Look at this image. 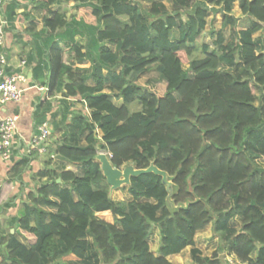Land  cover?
<instances>
[{
    "label": "trees",
    "instance_id": "obj_1",
    "mask_svg": "<svg viewBox=\"0 0 264 264\" xmlns=\"http://www.w3.org/2000/svg\"><path fill=\"white\" fill-rule=\"evenodd\" d=\"M72 1L75 15L68 19L62 8L44 24L52 38L45 53L47 92L62 91V116L53 127L60 125L64 138L54 152L75 170L38 172L47 181L27 193L8 221L14 232L0 228V264H60L64 258L87 264L98 256L100 264H174L167 257L186 247L194 264H220L218 251L242 264H264V166L257 160L264 156V0H169L170 9L147 0L146 10L136 0ZM234 2L248 26L229 44L216 32V48L204 45L202 57L192 58V44L206 26L202 3L218 5L225 26L233 24ZM75 35L85 38L83 46ZM58 37L70 40L66 48L54 41ZM153 64L161 93L136 82ZM69 99L85 103L87 112L72 109ZM134 102L140 109L131 112ZM97 149L115 168L153 164L164 171L175 187V208L152 172L130 177V200H112ZM29 157L11 175L18 177ZM10 189L8 181L0 186V202ZM236 218L239 228L231 224ZM152 225L158 255L147 241ZM207 225L222 245L202 257L195 234Z\"/></svg>",
    "mask_w": 264,
    "mask_h": 264
},
{
    "label": "crops",
    "instance_id": "obj_2",
    "mask_svg": "<svg viewBox=\"0 0 264 264\" xmlns=\"http://www.w3.org/2000/svg\"><path fill=\"white\" fill-rule=\"evenodd\" d=\"M45 2L46 0H9L3 7V12L8 19L2 47L6 61L5 71L20 77L17 86L22 90L20 101L7 102L0 106V116H17L15 132L17 150L10 160L0 162V186L8 181L11 187L7 199L3 201L4 203L9 201L10 204L4 205L3 202H0V228L4 230L7 227L10 233L14 232V229L9 228L8 221L17 217L22 204L26 201L27 193L34 192L38 185L47 181V178L38 177V172L75 170V166L60 159L54 152L55 146L60 144L64 138L62 134L64 129L59 124L57 129L53 127L54 123H58L62 116L63 107L60 104L62 91L58 89L50 94L45 91L49 74L45 53L52 38L51 31L44 24L46 18H51L52 12L62 8L66 10V17L71 18L75 15L74 2L69 0L61 5L51 4L47 9L42 4ZM68 9L71 11L67 12ZM56 39L54 41H57L63 48H66V44L70 43V40L65 37ZM74 40L81 46L85 44V38L79 35H75ZM86 83L89 86L93 85L91 80ZM69 100L72 109L80 108L87 112L85 103L75 99ZM120 104L115 105L119 106ZM54 113L57 114L53 118ZM43 122H47L50 127L48 151L54 154L53 159L47 155H40L36 150L28 152V148H26L32 136L37 133V127ZM83 143L84 136L81 138V144ZM27 156H30L28 162L24 166H20L22 171L18 177L11 175L12 167ZM127 198L130 200L131 196H127ZM17 238L25 243L18 235ZM157 247L158 245L155 251L151 250L155 255H158ZM179 254L170 255L167 259L171 262L170 259Z\"/></svg>",
    "mask_w": 264,
    "mask_h": 264
},
{
    "label": "rangeland",
    "instance_id": "obj_3",
    "mask_svg": "<svg viewBox=\"0 0 264 264\" xmlns=\"http://www.w3.org/2000/svg\"><path fill=\"white\" fill-rule=\"evenodd\" d=\"M139 4V6L143 9H149L150 7V2L147 0H136ZM160 1L162 3H164L166 5V7L168 9L171 8V3L169 0H157ZM203 5L206 6L207 8V16H206V26L205 29L203 30V32L198 35L196 37L195 42L192 44L194 46V50H193V55L192 58H199L202 57V47L204 45L207 46V50L210 51L214 48H216L215 45V38L216 32H220L224 38V44H229L232 43L235 37V33L241 29H244L245 27L248 26L249 22L247 21L246 16L242 15L240 13L239 7H238V3L234 2L232 5V10L231 12L228 14L232 20H233V24H227L225 26L222 25L223 22V13L220 11V7L214 3H202ZM193 5V4H192ZM194 6V5H193ZM193 6L192 8H190L189 10H187L186 12L181 14V18L185 19L186 15L188 13H191L193 11ZM67 7V5H66ZM69 8V7H68ZM71 11V10H70ZM69 9L67 10V12H70ZM259 32L255 33L253 35L254 38H257L259 36ZM110 47H112V45L109 44ZM68 54L65 51V59H67ZM78 64V63H77ZM79 65V64H78ZM184 68L187 67V64L183 65ZM224 68H228L227 66H225ZM233 69V68H232ZM137 84L143 86L144 88H146L149 91L152 92H157V93H161L162 89H163V82L161 80V78L158 76V74L156 73V65L153 64L149 67V69L142 75H140L138 77V79L136 80ZM107 94H109L112 102L114 104H120V99L116 98L113 93H108V91H106ZM256 96L259 98V92L256 91ZM258 98L255 100V104L258 103ZM129 110L132 111H136L140 109V105L138 102H134L128 105ZM98 136H100V133L97 132ZM98 154L99 153H104L107 155L106 151H100L99 149H97ZM108 156V155H107ZM258 162L264 166V156L259 157ZM59 162V161H58ZM127 166H131L132 165H123L120 167V169H123L124 167ZM166 187L169 185V181H166ZM169 188V187H167ZM107 189H108V195L109 197L114 200V201H127L128 198L127 196H130L127 191H126V186L125 185H121L118 186L116 188H112L111 186H109L107 184ZM172 192V191H171ZM170 192V194H171ZM169 194V195H170ZM167 205L174 209V205L172 204V201L169 199V197L167 198L166 201ZM231 224L236 227L239 228L240 227V220L239 219H234L233 222H231ZM6 231H8V228L5 227L4 231L6 233ZM150 236L148 238V245H149V249L152 251H155L156 246L158 245L159 242V233H158V228L155 225H152V228L150 230ZM6 236V235H5ZM21 240H23L25 242L24 237L19 236ZM222 245V241L220 240V238L213 233V230L211 228L210 225H207L204 229L198 231L195 234V247L198 248L199 253L202 257H211V255L214 252H217V249ZM189 249L190 247H186L179 255H177L176 257L170 259L171 262H173L174 264H194V262L192 261L191 255L189 253ZM218 258L220 260V264H236V262H238L232 255L227 254L226 252H217ZM255 253L253 252L251 254V257H254ZM66 260H68L67 258H64L63 260L61 259L59 261L60 264H66ZM71 261H67L70 263L67 264H84L82 262H72V259H70ZM54 260H50V263H53ZM87 264H100V257L98 256L97 259H93L91 258L89 260V262Z\"/></svg>",
    "mask_w": 264,
    "mask_h": 264
},
{
    "label": "built area",
    "instance_id": "obj_4",
    "mask_svg": "<svg viewBox=\"0 0 264 264\" xmlns=\"http://www.w3.org/2000/svg\"><path fill=\"white\" fill-rule=\"evenodd\" d=\"M8 2L9 0H0V106L7 102H18L22 96V90L17 86L20 77L16 74L6 73V61L2 51L5 29L8 24L3 7ZM45 91L47 92V88H45ZM16 121L17 116L15 115L0 116V162L10 160L17 150L15 142ZM49 135L50 127L48 123H41L37 127V133L32 136L26 146L28 152L36 150L40 155H47L53 159L54 154L48 151ZM236 264L242 263L236 262Z\"/></svg>",
    "mask_w": 264,
    "mask_h": 264
},
{
    "label": "water",
    "instance_id": "obj_5",
    "mask_svg": "<svg viewBox=\"0 0 264 264\" xmlns=\"http://www.w3.org/2000/svg\"><path fill=\"white\" fill-rule=\"evenodd\" d=\"M96 159L100 163V170L103 176L105 177L106 183L112 188H116L121 185L128 186L130 183V177L152 172L161 176L162 182L165 185L167 191V198L169 197V199L171 200V195L174 193L175 187L172 184L170 177L164 171L157 169L153 164H150L145 169H136L131 166H127L123 169H120L113 167L109 161L108 156L104 153L97 154ZM166 181H169V185L167 186L169 188L166 187ZM57 182H59V179H57Z\"/></svg>",
    "mask_w": 264,
    "mask_h": 264
}]
</instances>
